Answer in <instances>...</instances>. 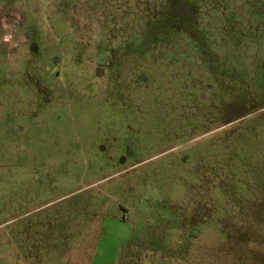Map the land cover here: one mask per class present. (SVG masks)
I'll use <instances>...</instances> for the list:
<instances>
[{
    "label": "rangeland",
    "instance_id": "rangeland-1",
    "mask_svg": "<svg viewBox=\"0 0 264 264\" xmlns=\"http://www.w3.org/2000/svg\"><path fill=\"white\" fill-rule=\"evenodd\" d=\"M0 264H264V0H0Z\"/></svg>",
    "mask_w": 264,
    "mask_h": 264
}]
</instances>
